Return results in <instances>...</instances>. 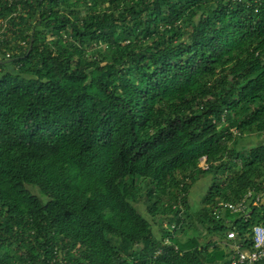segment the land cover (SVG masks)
I'll return each instance as SVG.
<instances>
[{
  "label": "trees",
  "instance_id": "obj_1",
  "mask_svg": "<svg viewBox=\"0 0 264 264\" xmlns=\"http://www.w3.org/2000/svg\"><path fill=\"white\" fill-rule=\"evenodd\" d=\"M2 21L0 264H227L226 220L264 223L214 214L264 197V0H0Z\"/></svg>",
  "mask_w": 264,
  "mask_h": 264
},
{
  "label": "built area",
  "instance_id": "obj_2",
  "mask_svg": "<svg viewBox=\"0 0 264 264\" xmlns=\"http://www.w3.org/2000/svg\"><path fill=\"white\" fill-rule=\"evenodd\" d=\"M0 25L1 39L8 23L2 21ZM20 43L25 45V41ZM5 56H8V54ZM263 203L264 197L262 194L247 192L236 203L230 201L220 202L218 207L214 209V214L219 217L223 211H229L233 216L245 217L246 220L252 213L253 207ZM234 219L235 217L226 220L231 228L226 231V237L221 241L223 244L226 242L232 248V252L227 258V264H264V223L254 224L250 229L249 237L243 238L240 237L238 229L233 225L232 220ZM247 241H250L252 245L245 247L244 243ZM215 264H221V262Z\"/></svg>",
  "mask_w": 264,
  "mask_h": 264
},
{
  "label": "rangeland",
  "instance_id": "obj_3",
  "mask_svg": "<svg viewBox=\"0 0 264 264\" xmlns=\"http://www.w3.org/2000/svg\"><path fill=\"white\" fill-rule=\"evenodd\" d=\"M6 63H8V61ZM6 70L12 71V70H14V68H13V66L9 65ZM262 140L263 139L257 135L243 136L242 139L240 140V142L238 143V147H240L244 143H246V144H252V143L258 144ZM200 166H205L204 159L201 160ZM210 181H211V179L209 176L204 177V178H200L191 187V190L189 193V200H190V204L192 205L193 208H196L197 206H199L200 199H201L202 195L204 194L206 188L209 186ZM138 207H139L141 213H143L152 222L153 229H154L155 233L159 235L160 232L158 231V225L156 224L157 221L156 220L153 221L151 219V216H149V214L146 211L145 205L138 204Z\"/></svg>",
  "mask_w": 264,
  "mask_h": 264
},
{
  "label": "water",
  "instance_id": "obj_4",
  "mask_svg": "<svg viewBox=\"0 0 264 264\" xmlns=\"http://www.w3.org/2000/svg\"><path fill=\"white\" fill-rule=\"evenodd\" d=\"M32 43H33V38L31 37L30 39V43H29V47H28V51H30L31 47H32Z\"/></svg>",
  "mask_w": 264,
  "mask_h": 264
}]
</instances>
